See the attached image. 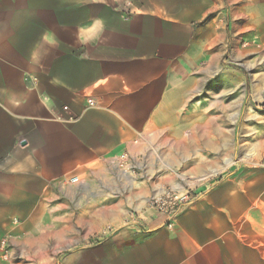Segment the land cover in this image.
Masks as SVG:
<instances>
[{"label": "crops", "instance_id": "crops-1", "mask_svg": "<svg viewBox=\"0 0 264 264\" xmlns=\"http://www.w3.org/2000/svg\"><path fill=\"white\" fill-rule=\"evenodd\" d=\"M249 32L264 51V0H0V264H264V124L236 165L215 124L247 115L226 53ZM124 152L136 179L111 168ZM157 183L200 192L173 230Z\"/></svg>", "mask_w": 264, "mask_h": 264}, {"label": "rangeland", "instance_id": "rangeland-1", "mask_svg": "<svg viewBox=\"0 0 264 264\" xmlns=\"http://www.w3.org/2000/svg\"><path fill=\"white\" fill-rule=\"evenodd\" d=\"M125 7V6H124ZM127 7V5H126ZM250 36H247L246 40L242 42L241 53L242 57L238 58L236 55L226 53V78L233 76V72L230 69L241 68L245 72L247 84H241V86L236 87L235 93L233 91L234 86L226 85V103H233V99L246 92L248 111L246 116H224L215 117V124H224L231 131V134L226 138V162H231L232 164H237L240 160L244 158V154L239 152V142L244 141L245 136L250 141L251 137L254 135L253 127L255 125L264 124V109H255L254 106H250V92L249 84L250 80L254 78L255 75L264 77V51L260 47V42L256 43L255 32H249ZM251 78V79H250ZM245 82V81H243ZM221 85H205L202 90V94L209 92H214L218 94L221 90ZM231 88V89H230ZM238 89H241L240 91ZM213 90V91H212ZM217 113V111H216ZM240 126H246L247 132L244 130L240 133ZM217 133H215V142H218ZM229 169L226 170V173Z\"/></svg>", "mask_w": 264, "mask_h": 264}, {"label": "built area", "instance_id": "built-area-1", "mask_svg": "<svg viewBox=\"0 0 264 264\" xmlns=\"http://www.w3.org/2000/svg\"><path fill=\"white\" fill-rule=\"evenodd\" d=\"M123 15L125 19H128L132 15L130 5H127ZM33 82L36 83L37 79L33 78ZM94 107H96V103L93 99L88 98L85 100V109H92ZM63 113L68 114L69 108L64 107ZM57 120L65 123L75 121L70 116H58ZM110 162L112 170L118 172L123 177L136 179L142 170V161L137 156H131L127 152L112 156ZM199 194L200 192L195 189L180 190L172 186L157 183L152 187L151 194L147 199V209L159 216L163 220L164 226L173 230L180 216L193 205ZM131 215L135 217L137 214L132 213ZM2 245L5 247L6 242H3ZM4 258H7V255Z\"/></svg>", "mask_w": 264, "mask_h": 264}]
</instances>
